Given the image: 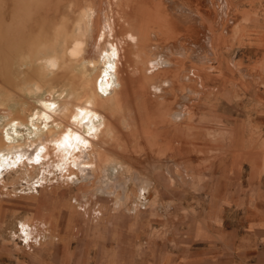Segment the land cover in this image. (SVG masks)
Segmentation results:
<instances>
[{
  "label": "rangeland",
  "instance_id": "obj_1",
  "mask_svg": "<svg viewBox=\"0 0 264 264\" xmlns=\"http://www.w3.org/2000/svg\"><path fill=\"white\" fill-rule=\"evenodd\" d=\"M74 1L0 0V144L3 141L0 145V264H28L33 258L43 264H104L109 252L112 264L117 245L121 264H135L152 245L159 251L162 247L177 248L185 236L201 226L199 223L207 218L215 219L221 204L229 202L228 198L234 197L235 205L240 204L245 197V184L264 187V0H131L132 5L138 6H133L138 8L137 16L144 14L143 25L151 32L150 42L154 46L148 60L156 63L149 71L157 70L148 74L146 54L143 56V51H139L141 54L137 56L138 51L132 50L131 64L124 68V74L128 76L131 72L135 89L140 85L145 90L159 85L166 91L172 88L173 96H167V104H171L168 112L177 110L179 104L182 110L178 108L180 121L176 119V125L169 115L159 117L163 110H158L151 121L147 120L148 115L137 120L140 110L146 113V106L151 110L163 103L150 93L146 103L133 98L134 105H127L124 111L111 103L104 111L116 116L113 117L116 139L102 114L87 115L80 124L75 120L72 128L77 131L71 128L68 131L64 121L78 100L70 105L66 101L77 87L64 78L47 81L29 78L24 66L28 64L25 52L31 51L32 46L25 45L20 57L14 48H6L9 42L15 47L12 32L16 27L12 25L16 24L66 23L70 25L68 28L72 27L73 41L78 42L79 37L74 33L77 16L71 8ZM84 1L77 0L75 7L82 6ZM93 1L103 8L104 0ZM85 14L89 22L90 14ZM37 43L38 40L35 48ZM110 51L99 59L75 57L70 70L76 78L81 74L96 78L100 74L98 87L103 97H113L121 89L117 74L119 52L115 49L113 55ZM159 52L170 60L166 62L167 68L158 61ZM170 80L173 83L169 88L166 82ZM88 103L91 102L84 104L85 110L92 106ZM162 108L166 109L163 105ZM162 124L165 125L161 129L162 137L169 148L164 151L160 148V152L168 159L187 163L190 177L174 168L157 170L153 173V186L142 193L129 180L135 178L136 167L127 165L123 154L138 156L140 160H148V154L160 156L159 149H149L143 133L147 130L155 133ZM54 128L56 131L51 135ZM64 129L67 134H63L61 146L54 141L48 147L46 139L58 137ZM80 137L84 139L82 142ZM72 141L80 142L79 148L71 147L77 155L92 159L91 155L101 151L108 157L109 166H103L101 174L97 173L98 178L89 186L82 187L81 175H69L62 155L44 157L50 146L58 147L61 154L60 148ZM177 146L182 149L178 154ZM105 171H111L120 183L129 181L127 193L121 188L107 189L117 191L124 198L111 196L102 189L97 192L101 186L99 178L105 177ZM89 172L92 175L93 169ZM240 205L245 208V204ZM28 221L36 227L32 235V227L23 229Z\"/></svg>",
  "mask_w": 264,
  "mask_h": 264
},
{
  "label": "bare ground",
  "instance_id": "obj_2",
  "mask_svg": "<svg viewBox=\"0 0 264 264\" xmlns=\"http://www.w3.org/2000/svg\"><path fill=\"white\" fill-rule=\"evenodd\" d=\"M76 1H74V2H76ZM74 2L73 3L71 2V8H72L73 14L75 13V15L77 16V17H75L76 19L74 18V20L76 21L74 23V24H76L74 27V33H76L79 37L78 42L73 41V37L71 35L72 34V32H71L72 27L68 28L69 24L67 25L66 23L65 24H57L56 23L52 26H51V24H16V25H12V26L16 27V28H14L15 29L14 32H12V36L15 39L14 41H12V43H13V45L15 44L14 45L15 47H11V44L9 42L11 40H9V39H8L9 43H7V45H6L7 49H13L14 48L15 54L18 53L19 57L21 56L22 53H24V52H22V48L25 45L28 44V45L32 46V50L27 52V53L25 52L26 56L24 55L28 59L27 60L28 64L26 65V63H25L24 66H27V69H28L26 73H29L31 75L30 76L28 74L29 78L34 76V77L39 78L41 81H44V80L47 81L49 79L55 80L57 78H62V79L64 78V79L70 80L77 87L76 88L77 90H75V88H74L75 91L73 92L74 95H72V98L70 100L66 101V104L70 105V103L75 102L76 99L78 100L77 105L71 109V113L67 116V118H68L67 121H64V123L66 124V129L69 131V128H71V130L77 131L76 128H72L75 120H77L78 124H80L87 117V115L102 114L105 117V119H108V127L107 128L109 130H111L112 135H114L113 137L116 139L118 137H115L116 127L113 123V117H116V116L109 115L108 112L105 113L104 108L107 105L114 103L117 108L124 111L125 109H127L124 107H126L127 105H130L132 103L133 98L138 97L141 102L146 103L148 98H149L147 93H150V95H152V96L154 95V96L160 98V100H162L163 103H161L157 108H154V109L152 108L151 110L146 106V109H147L146 113H141L142 110H140L139 113L136 115L137 120L140 121L142 116L147 117L146 115H148L147 120L151 121V119L159 112L158 110H161V111L163 110L162 111L163 113H161V112L158 113L159 117L163 114L166 116L169 115L171 117L172 123L175 121V124H176V121L178 120L177 119L178 115L180 114V111L178 110V108L179 107L181 108V105L179 104V107L177 106L178 108L175 111L168 112V109H167L171 106V104H167V102L169 101L167 99V96H168V94H170V96L171 95L173 96V93H171L172 88L170 89L171 91H166V90H164L163 86L159 85V87L154 86L153 89L150 88V90L146 89L148 91L147 92L145 90V88L142 85H140L138 88L136 87V89H135L132 87V84H133L132 76H129V74L131 72L128 73V71H127L128 76H127V74H124V71H125L124 68H128L127 66H129L128 64L131 62V53H132L131 51L132 50H134V51L136 50V52L138 51L136 54L137 56H138V53H140L141 51H143V56H144V53L146 54L145 56L147 58L145 59V61L147 64L146 67H147V73L148 74H150L149 72L151 71V70L149 71V67L152 69L151 66L156 63L154 60H151V61L148 60V54L154 45H152L150 42L151 41V36H150L151 32L149 31V28H147L145 25H143V24H146V19H145L144 14H142V16H139V15L137 16V14H136L137 12H135L136 9H138V8L135 9L134 7L137 5H135V4H134L135 6L132 5L133 3L131 4V0H104V2L102 1L103 8H100L94 4L93 0H85L83 3L84 5L82 4V6L77 8V7H75ZM165 10H167V9H165ZM147 12H149V11H147ZM34 13H37V12H34ZM85 13L90 14L89 22H87L85 20V16H86ZM143 13H144V11H143ZM157 14H158V12H157ZM31 16H33V15H31ZM72 18H73V16H72ZM29 20H31V19H29ZM55 21H56V19H55ZM150 21H152V20H150ZM157 22L159 23V21H157ZM162 22H161V24H162ZM38 23H40V22H38ZM44 23H46V21ZM162 27H160V29ZM176 27H178V26H176ZM47 29L49 31L48 33L46 32ZM158 30H159V28H158ZM0 31H1V29H0ZM176 31H178V30H176ZM5 32H6V30H5ZM49 33L51 36H49ZM167 34H171V33L168 32ZM3 35H6V34H3ZM3 35H1V36H3ZM31 37H33L32 40H30ZM80 38H81V42H80ZM210 39H211V37H210ZM37 40H38V43H37V46L35 48V43ZM1 41H3V40H1ZM51 41H53L54 43H51ZM152 43H153V41H152ZM115 49L118 50V52H119L118 56L120 57V60L117 63V68H118L117 74L119 76V82L121 84V89L115 91L116 92L115 96L103 97L100 94L99 87H98V79L100 78V74L96 78H93V77L87 78V76L82 75V74L78 78H76V77L72 76V73L70 74L71 64H75V60L73 61V58L85 57V58H90V59H92V58L93 59H99L100 57H103L105 52H108L109 50H112L113 55H114ZM176 53H177V51H176ZM186 55H187V53H186ZM132 56H135V55L133 54ZM159 57H160V60H158V61H161L162 62V63L160 62L161 65L165 68V66L167 64L166 62H170V60L164 55V53H161V52L157 53V58H159ZM43 60H44V62H42ZM171 63H172V61H171ZM22 64H24V63H22ZM167 67H168V65L166 66V68ZM158 69H160V68H158ZM155 70H157V69H155ZM155 70H153V72ZM162 71L164 72V70H162ZM153 72L151 71L150 75H152ZM156 72H158V71H156ZM53 74H54V76H53ZM49 75H50V78H45V77H48ZM189 79H191V78L189 77ZM157 83H159V82H157ZM166 83L169 84V88H170L171 87L170 84H172L173 82L170 80V82H166ZM166 85H164V86H166ZM174 87H176V86H174ZM178 89H179V87H178ZM78 90H79V93H78ZM190 90H192V89H190ZM178 91H180V90H178ZM181 93H182V89H181ZM75 94H80V96H77ZM93 99H94V101H93ZM157 100H159V99H157ZM85 102H91V103H88L89 106L92 105L90 107V110L84 109ZM170 103H172V101ZM133 105L131 104V107ZM162 105H163V107H166V109L162 108ZM79 108L81 110H79ZM117 108H115V109H117ZM119 109H117L116 111H119ZM172 109H173V107H172ZM175 109H176V107H175ZM181 110H182V108H181ZM113 111H111V112H113ZM112 114H114V113H112ZM60 115H62V114H60ZM180 117L181 116H179V118ZM59 118H60V116H59ZM162 118L164 119V117H162ZM162 118H160V119H162ZM178 121H180V120H178ZM122 125L125 126L126 123L122 122ZM105 126H106V124H105ZM164 126L165 125H163V124L160 127L157 126L155 133L149 132L148 130L144 131V133L141 131L143 133V136H144V142L149 145L148 146L149 149H152V150H158L159 149L158 152L161 154L160 155L161 157L160 156H154V154H148V160L147 159L144 160L142 158L140 160V157H138V156L126 154V153L123 154L127 165L130 163L136 167V169H134L135 170V178L129 179V180H133L135 182V184L140 188V191L142 193L148 191L151 188V186H153V183H154L153 173H154V171L164 170V169L171 171V169L174 168L177 172H181V173L183 172V173H186L187 175L189 174L190 168H189L187 163H184L178 159H176V160L168 159L163 155L164 154L163 152H160L161 150L164 151L166 149V147L169 148V146L167 145V143H168L167 140L166 139L164 140V138L162 137L164 133H163V131L161 132V129H163L162 127H164ZM126 127H128V125ZM66 129H64L60 133V135L58 136L60 139H58V137L47 138L46 139V145H48V147H49L50 143L56 141V142L60 143V146H61L62 140L64 138L63 134L67 132ZM52 130L50 131L51 135H52V133H54V131H56L55 128ZM104 132H105V134H106V132L108 133V131H104ZM104 132L102 131L103 134H104ZM69 134L72 135L71 133H69ZM73 135H74V132H73ZM172 135H175V134H172ZM178 137H176V138L178 139ZM51 138H52V140H51ZM82 138H84V136ZM82 138L80 139L81 142L85 139V138L84 139H82ZM125 138H127V137H125ZM87 140H88V138H87ZM65 141H66V139H65ZM175 141H173V142H175ZM74 142L73 141L67 142L63 147L64 149L63 148L61 149L59 147L61 150L60 151L61 154H59L58 147H54L55 145L50 146V150L46 152L44 157L46 159L49 157L48 155L51 154V156H55L56 158H60L62 155L63 156L62 161L66 164V166H64V167L69 171V175H71L72 173L75 175H78V176L81 175L82 187H86V186H89L90 183H92V180H94V178H98V176L96 174L97 173L101 174V169L104 168L103 166H105V165L109 166V165H107L108 163L106 164V162H107L106 160L108 159V157H106L103 154V152H101V151L94 153V155L90 154L91 156L90 155L89 156L92 157V159L86 158V156H84L83 154L77 155L78 152L76 151V154H75L74 148H79L80 142L79 141H78L79 143H74ZM113 142H115V141H113ZM2 143H3V141H1L0 145H2ZM175 144H176V142H175ZM67 146L69 148H67ZM71 147H74V148H71ZM80 147H82V145ZM119 147H121V146H119ZM160 148H161V150H160ZM176 149H177V151H176L177 154H178V152H180L182 150L180 146H177ZM152 152H154V151H152ZM37 157L38 156H36L35 158H37ZM38 160H39V158H38ZM31 161L34 162L33 159ZM74 166L77 167V169H79V171L75 170ZM143 167H145V168H143ZM31 168L36 169V166L32 165ZM32 169L29 170V172H28V173H30V175L32 173ZM91 169H93L92 175H90V172H89V170H91ZM109 170H110V168H109ZM110 173H111V171H105L104 172L105 177L99 178L101 186H100L99 191H97V192L99 193L100 190L102 189L103 192L110 193L111 196L116 195V196H118V198H121L122 196L119 195L117 193V191L108 192L107 189L108 188L111 189V188L116 187V188H121L125 193H127L129 181H126L125 183H120ZM81 177H79V179ZM188 177H190V176L188 175ZM122 198H124V197H122ZM126 199H129V197H127ZM139 205H141V204H139ZM142 206H144V204H142L141 207ZM120 208H121V206H120ZM32 226H33L32 221H28L26 223V225H24L23 229L25 227L30 228ZM35 230H36V227H35V229L33 227L30 229L31 235L35 233ZM25 235L28 236L29 234H25ZM31 235L28 236L29 239L32 238ZM38 237H39V235H38Z\"/></svg>",
  "mask_w": 264,
  "mask_h": 264
},
{
  "label": "crops",
  "instance_id": "obj_3",
  "mask_svg": "<svg viewBox=\"0 0 264 264\" xmlns=\"http://www.w3.org/2000/svg\"><path fill=\"white\" fill-rule=\"evenodd\" d=\"M227 201L215 219L199 223L177 248L159 251L152 245L135 264H264V187L245 184V197L240 200L245 208L235 205L234 197ZM234 220L236 224L231 223ZM114 249L112 264H121L120 246ZM109 253L104 264H111ZM28 262L43 264L36 258Z\"/></svg>",
  "mask_w": 264,
  "mask_h": 264
}]
</instances>
